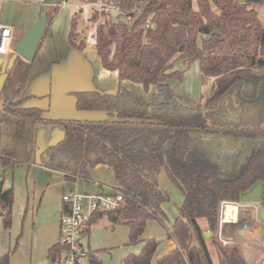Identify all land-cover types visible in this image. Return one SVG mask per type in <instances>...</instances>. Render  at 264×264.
<instances>
[{
    "label": "trees",
    "instance_id": "1",
    "mask_svg": "<svg viewBox=\"0 0 264 264\" xmlns=\"http://www.w3.org/2000/svg\"><path fill=\"white\" fill-rule=\"evenodd\" d=\"M112 1L121 11L116 19L98 11L89 18L95 25L96 53L107 68L117 70L119 81L139 83L145 90L154 86L153 100L148 103L121 84L114 93L74 92L76 109L104 111L110 118L64 121L62 139L39 153L40 164L62 172L68 182L89 180L90 169L97 166L113 170L123 200L114 210L94 214L86 232L104 217L112 225L125 224L129 242L142 247L122 264H214L210 238L198 220L205 218L216 234L221 201L237 202L243 191L264 181V22L259 12L264 0ZM56 7L45 14L46 27L33 58L17 57L7 71L0 93L3 165L37 159L42 111L24 106L20 94ZM81 12L78 8L72 15L68 32L69 44L78 49L85 45L76 42ZM177 60L186 65L196 61L202 85L210 81L209 94L195 105L171 93L170 81L182 80L187 69H175ZM162 166L184 199L167 234L176 246L153 260L158 241L141 237L147 221L160 219L162 204L169 200L157 179ZM13 202L12 189L0 188V215L4 209L10 215ZM67 208L61 205L62 212ZM210 240L217 264H245L238 246H223L217 237ZM60 247L49 248L51 262ZM87 263L102 264L97 251L89 250Z\"/></svg>",
    "mask_w": 264,
    "mask_h": 264
},
{
    "label": "crops",
    "instance_id": "2",
    "mask_svg": "<svg viewBox=\"0 0 264 264\" xmlns=\"http://www.w3.org/2000/svg\"><path fill=\"white\" fill-rule=\"evenodd\" d=\"M79 6H74L71 12H69V22L66 26L64 20L62 22L58 21L57 14H55L50 26V31L45 36L39 48L38 60L20 94V97L23 99V105L41 109V117L44 119L37 124L35 138V144L37 147L36 161L34 163L20 164H25L28 168L30 166L37 167L40 175L45 177L44 179H47V181L51 179L56 185L60 186V194H58L55 199H47L45 196L46 199L44 201V203H47L46 205L48 207L55 211L56 215L52 216L51 220L54 225L56 224V221H58V228L59 217L57 219V215L60 216L62 194L70 190L91 192L89 189L92 187V175L95 174V176H98V174L103 172V168H107L104 166L94 167L93 170H91L89 180L68 182L64 179L62 172L46 168L40 164L39 153L49 145L55 144L62 139L64 135V121L72 119L103 120L110 118V116L104 111L76 109L75 96L73 93L76 91L114 93L116 92L118 85L121 84L125 88L131 90L136 96H138L136 91L141 89V93L143 89L146 93V96H143V99L148 103H151L153 100V94L156 90L154 86H150L148 90H145L139 83H134L129 80L119 81L117 70L109 69L104 65L101 56L96 53V49L93 45L87 44L81 49H78L69 44L68 32L70 28V20L74 12L78 10ZM81 10L83 11V9ZM91 14L92 13L85 18L82 17L78 22L79 33H82L86 28L85 26L87 22H90L89 18ZM111 17L114 18V16ZM260 18L264 22V16L260 14ZM13 32L16 40H18L19 36L14 29ZM81 40H85L83 34H80L76 42L78 43ZM1 72L2 70L0 69V73ZM13 167L14 165H3L0 162V188L5 191L10 188L13 191V188L9 187V184H7L8 186L6 185L5 178L7 169ZM48 183L49 182H47V184ZM97 191H105L103 190L102 183L100 184V188H97V190L92 192ZM263 197L264 181L258 180L250 188L240 194L239 199L236 202V208L233 206L227 208L231 217H229V221H226L221 228V234L224 238H234L238 242V247L245 264H258L259 260L264 255V248L260 244V241L264 236V218L260 219L258 217L259 208H264L261 205ZM3 211L4 213L0 215V264H52L48 259V250L58 242L59 232L58 234L55 232L47 233V235L43 236L41 245H38V243L31 245L28 254L23 253V246L20 249L18 248V251L16 250V254H11L15 227L12 224L13 222H11L12 212L10 215H6L5 209ZM198 223L204 231H210L206 219L198 220ZM211 237L214 238L217 236L216 234L212 235L211 233L209 238L211 239ZM210 239L207 244L210 242L212 243ZM170 241L172 243L167 252L176 246L173 240L170 239ZM87 245L90 250L95 251L91 248L88 242ZM213 251L215 254V250ZM135 253H138V251ZM210 254L213 260L212 253L210 252Z\"/></svg>",
    "mask_w": 264,
    "mask_h": 264
},
{
    "label": "rangeland",
    "instance_id": "3",
    "mask_svg": "<svg viewBox=\"0 0 264 264\" xmlns=\"http://www.w3.org/2000/svg\"><path fill=\"white\" fill-rule=\"evenodd\" d=\"M84 3L85 0H42L37 3H33L30 0H3L0 6V22L11 26L20 37L39 17L46 13L51 14L56 6H58L56 7L58 21L62 22L64 20L66 26L69 22V12L74 6L80 5L79 7H82ZM259 12L264 16V5L259 7ZM90 13L91 10L84 7L79 21L82 17L89 16ZM99 20L102 21L103 17H100ZM85 27L82 33L78 32L79 36L80 34L84 35L85 45L91 44L94 46L91 35L95 34V25L87 22ZM9 56L0 58V69L2 72L6 67ZM174 68L179 70L187 69L183 74L182 80L170 81V90L173 95L185 100L186 103L195 105L201 100V96L209 94L210 81L206 80L202 85L201 74L196 61L186 65L181 60H177L174 63ZM140 90L136 91V94L144 98L146 93L143 89L140 93ZM103 169V172L98 174V176L92 175V187L89 189L91 192L100 188L101 183L105 191L116 185L113 170L111 168ZM91 170L93 168L90 169V173ZM5 178L6 185L9 184V187H12L14 192L11 222H13L12 224L15 227V234L11 254L15 253L16 250L18 251V248L20 249L22 246L23 253L28 254L31 245L34 243L41 245L43 236L47 235V233L55 232L58 234V221L54 225L51 220L56 213L44 201L46 199L45 196L47 199H55L60 194L61 189L51 179L48 181L44 179L45 177L40 175L37 167L30 166L28 168L27 165L20 163L15 164L13 168L7 169ZM157 179L159 186L166 192L169 200L162 204L163 215L161 218L149 219L142 234L143 238H154L158 241L153 260L167 252L171 245L172 242L167 234L172 221L178 215V208L183 201V194L180 188L171 180L164 166L160 168ZM47 182L49 183L47 184ZM58 217L59 215H57V219ZM201 219L205 220V218H200L199 220ZM85 242H88L91 248L97 251L102 264H122L124 257L129 253L139 252L142 244L141 242L130 243L128 227L120 223L112 225L105 217L98 219L91 225L89 236L85 239ZM208 246L212 253L214 264H217L213 251L215 250V245L213 246V243L210 242Z\"/></svg>",
    "mask_w": 264,
    "mask_h": 264
},
{
    "label": "built area",
    "instance_id": "4",
    "mask_svg": "<svg viewBox=\"0 0 264 264\" xmlns=\"http://www.w3.org/2000/svg\"><path fill=\"white\" fill-rule=\"evenodd\" d=\"M3 0H0V6ZM37 3L42 0H30ZM89 8L91 13L98 11L106 17L114 16V19L120 15L121 11L112 0H85L82 7ZM125 20H129L130 16L125 15ZM150 22L147 20L146 26ZM94 42L95 34L91 36ZM17 42L11 26L0 22V58L9 56ZM123 200V194L117 185L110 188L108 191L87 192L70 190L66 191L61 196L62 205H68L67 212H62L60 209L59 216V238L58 242L61 246L56 254L52 264H88L87 256L90 248L85 242L89 233L86 232L88 222L94 214L114 210L120 206ZM229 206L237 207L236 202L221 201L219 206L218 230L216 236L223 246H238V242L233 239L224 238L221 234V228L226 221H229L231 214L228 213ZM264 248V236L260 241ZM258 264H264V255L259 260Z\"/></svg>",
    "mask_w": 264,
    "mask_h": 264
},
{
    "label": "water",
    "instance_id": "5",
    "mask_svg": "<svg viewBox=\"0 0 264 264\" xmlns=\"http://www.w3.org/2000/svg\"><path fill=\"white\" fill-rule=\"evenodd\" d=\"M237 1L242 2L244 0H237ZM46 22H47V16L42 15L34 23H32L24 31V33L18 38L17 42L14 45L13 51L8 58L6 64V71L0 73V93L2 91V88L4 86V83L8 75L7 71L11 70L16 58L21 57L26 61H30L33 58L34 53L42 37V34L44 32V29L46 27ZM132 24L133 22L130 23L129 26H132ZM258 217L260 219L264 218V208L262 207L259 208ZM210 235H211L210 231H204L205 237H209Z\"/></svg>",
    "mask_w": 264,
    "mask_h": 264
}]
</instances>
